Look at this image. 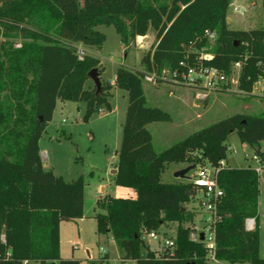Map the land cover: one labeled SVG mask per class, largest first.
Wrapping results in <instances>:
<instances>
[{
	"label": "trees",
	"instance_id": "16d2710c",
	"mask_svg": "<svg viewBox=\"0 0 264 264\" xmlns=\"http://www.w3.org/2000/svg\"><path fill=\"white\" fill-rule=\"evenodd\" d=\"M229 5L230 0H0V37L21 41L18 49L9 41L0 42V236L5 237L0 254L11 252V258H0V264H81L61 258L60 224L83 218V178L66 182L45 170L39 140L57 101L84 102V120L102 109L112 110L108 101L112 85H101L99 93L96 88L84 90L89 71L99 61L89 56L80 60L75 46L100 50L105 36L98 26H112L125 48L151 30L156 46L142 56V70L119 67L115 73L114 86L127 93L128 105L114 183L133 189L136 196L97 199L96 234L113 239L122 264H208L204 242L191 241V229L183 226L193 220L185 205L196 201L198 187L193 182L161 181L170 164L196 168L206 162L217 171L222 190L214 215L213 258L264 264L257 223L259 173L223 164L227 140L236 134L264 169V115L234 114L161 152L155 151L147 129L150 123L170 122L171 116L147 106L143 76L186 72L180 62L195 64V57L208 46L206 29L216 30L218 37L211 58L202 60L204 66L227 76L240 59L238 89L245 95L264 76V30L229 29ZM248 218L255 219L251 231L245 229ZM165 222L177 223L170 239L174 247L157 256L144 235ZM98 263L108 264V254Z\"/></svg>",
	"mask_w": 264,
	"mask_h": 264
},
{
	"label": "rangeland",
	"instance_id": "374dc122",
	"mask_svg": "<svg viewBox=\"0 0 264 264\" xmlns=\"http://www.w3.org/2000/svg\"><path fill=\"white\" fill-rule=\"evenodd\" d=\"M226 20H228L226 21L227 27L231 30H264V0H230ZM96 29L105 36L100 50L80 44L75 46L80 60L86 56L98 59V67L95 69L99 73L101 85H112L109 80L114 79L119 67L133 72L142 70L140 64L142 56L156 46L155 34L151 30L146 36L136 38L125 48L112 26H98ZM207 30L209 29L205 31ZM3 41H9L14 49L21 46L20 40L0 37V42ZM214 44L208 42V46L198 54L211 53ZM187 50L189 47L186 48ZM142 87L147 106L158 107L171 116L170 122H154L147 125L156 152H161L189 134L234 114L264 115L263 89L256 86L251 94L245 95L238 89L236 72L226 76V84L222 85L225 92L213 91L206 103H197L193 99L194 88L177 85L169 74L164 75V81L160 84L155 85L142 81ZM83 88L85 91L95 88L89 77L84 82ZM181 90H184L186 100L190 99L196 105L192 108L195 111L184 108V101H182L184 97H181L178 92ZM110 94L108 101L111 102L112 110L108 112L102 109L88 120L83 119L84 102H65V108L62 111L57 109L39 140L40 157L47 170L62 177L66 182L74 181L80 176L83 178L84 219L81 224H77V221L62 222L60 230L62 258L70 259L74 252V258L80 260L81 264H105L98 263L99 258L103 256L101 249L109 252L108 264H122L115 242L112 239L106 240L104 237H98L96 234V223L93 218L96 210L94 208L97 199L107 195L114 198H135L136 196L133 189L116 186L114 183L113 172L117 165V153L122 138L128 96L125 91L117 89L114 84ZM197 113L201 115L200 118L195 117ZM188 118L191 120L188 121ZM227 148V157L223 161L225 166L256 168L253 149L242 144L236 134L229 136ZM262 148L264 149V145ZM187 166L189 165L185 163L170 164L161 174V181L190 182L194 171H189L184 179L175 177L179 169L182 170ZM259 188L257 223L261 238L260 255L264 257V169L259 173ZM200 199L201 193L198 192L196 201L185 205V208L194 214L190 223L183 224L184 227L191 229L189 234L191 241H193L192 236L199 234L205 225L203 219L206 212L198 209ZM176 230L177 223L165 222L152 235H144V240L148 248L158 256L166 249L164 242L174 239ZM72 247L75 248L72 249ZM87 252L93 261H89ZM211 260L209 258L208 264H211ZM30 264L39 263L31 262ZM125 264H135V262L127 261Z\"/></svg>",
	"mask_w": 264,
	"mask_h": 264
},
{
	"label": "built area",
	"instance_id": "2783aa9c",
	"mask_svg": "<svg viewBox=\"0 0 264 264\" xmlns=\"http://www.w3.org/2000/svg\"><path fill=\"white\" fill-rule=\"evenodd\" d=\"M208 42L215 43L218 37L216 30H207L204 33ZM211 58V53H201L197 57H195V64L188 65L185 62H180V66L186 68V72L180 73H171L164 72L160 76H156L155 73H145L142 81L150 84H157V81H164V75L169 74L172 81L177 85L192 87L194 91L197 93L198 99H205L206 94L213 91L222 92V85L226 84V76L217 71L215 68L206 67L203 65L202 60H209ZM79 59H81L79 57ZM242 69V61L235 60L231 65V73H237V79H239V74ZM235 80H233L234 82ZM259 86L264 89V76H260L259 79L254 83V87ZM263 91V90H262ZM254 160L259 163L258 158L254 155ZM195 175L190 182H193L199 189L201 193V199L198 201V209L204 210L206 215L204 216L203 221L205 225L203 230L196 235L192 236L193 241H200V235L203 234V240L206 248L209 252V258H213V251L215 249L214 243V215L216 205L219 202L220 197L222 196V190L219 188L217 183V171L211 167L210 165L199 166L196 167ZM259 172V169H256ZM255 228V219L248 218L245 220V229L251 231ZM152 235L149 234L148 236ZM0 242L2 244L5 243L4 235L0 236ZM164 247L166 249H172L174 247L173 240H166L164 242ZM102 254L104 255L106 252L101 249ZM0 258L3 260H8L11 258L10 250H7L4 254H0Z\"/></svg>",
	"mask_w": 264,
	"mask_h": 264
},
{
	"label": "crops",
	"instance_id": "0c3cea01",
	"mask_svg": "<svg viewBox=\"0 0 264 264\" xmlns=\"http://www.w3.org/2000/svg\"><path fill=\"white\" fill-rule=\"evenodd\" d=\"M114 79H115V77H114ZM114 79L113 80H109L110 82H111V84L113 85L114 84ZM114 89V88H113ZM179 93H180V96L181 97H184L185 95V93H184V90H181V91H178ZM211 93L212 92H209V93H207L206 95V98L205 99H198L197 98V93L194 91L193 92V99L198 103V102H202V103H206V102H208V100H209V98H210V96H211ZM112 94V93H111ZM187 98H185L184 97V100H182V101H184V108H188V109H190V110H192V111H195L194 109H192L193 107H196V105L194 104V103H192L191 101H190V99H188V100H186ZM188 101V102H187ZM191 103H190V102ZM73 103V102H72ZM109 103H110V105H111V102L109 101ZM60 104V105H59ZM65 108V102H62V101H57V103H56V107H55V110H54V113H53V115L55 114V112L57 111V109H60V111H62L63 109ZM111 108H112V105H111ZM196 118H200L201 117V115H198V113H197V115L195 116ZM53 118V117H52ZM191 119L193 120V118H192V116H191ZM190 118H188V121L189 120H191ZM263 151H264V149H263ZM41 161H42V159H41ZM256 162V161H255ZM256 164H257V166H256V168L255 169H259V172L258 173H260V171L262 170V168H261V166H260V164L259 163H257L256 162ZM42 165H43V168L45 169V170H47L46 169V167L44 166V164H43V162H42ZM187 167H190V166H187ZM186 167V168H187ZM183 169H185V168H182V170ZM181 169H179V171H180ZM191 171H194V174H193V176L195 175V172H196V169L195 168H193ZM187 175V174H186ZM259 198H260V195H259ZM259 200H258V208H259ZM83 219H84V216H83V218H81V219H78V220H76L77 221V224H81V222L83 221ZM63 222H65V221H63ZM62 223V222H61ZM65 223H71V222H65ZM81 226V225H80ZM81 229H82V227H81ZM60 230H61V224H60ZM98 237H104L106 240H108V239H112L110 236H103V235H98ZM261 239V238H260ZM113 240V239H112ZM75 247H72V249H74ZM151 250V249H150ZM106 253L108 254V260L110 259V256H109V252H108V250H106ZM73 254H74V252H72V256H71V258H73V259H75L74 258V256H73ZM60 256H61V237H60ZM87 256H88V258H89V261H93V259L91 258V256H90V254H88V252H87ZM121 256V255H120ZM61 258H62V256H61ZM63 259H65V258H63ZM31 262H29L28 264H30ZM210 263L211 264H227V262H221V261H217V260H215V259H212L211 261H210ZM229 264V263H228Z\"/></svg>",
	"mask_w": 264,
	"mask_h": 264
},
{
	"label": "water",
	"instance_id": "95a60500",
	"mask_svg": "<svg viewBox=\"0 0 264 264\" xmlns=\"http://www.w3.org/2000/svg\"><path fill=\"white\" fill-rule=\"evenodd\" d=\"M228 22V20H226ZM89 78L92 80L95 88H96V93H99L101 90V81L99 79V73L97 72V69H92L88 73ZM194 168V166L187 167L183 170H180L175 173V177L184 179L186 178V174L191 171ZM116 170L113 172L115 173ZM203 240V234L200 235V241ZM50 264H55V263H50Z\"/></svg>",
	"mask_w": 264,
	"mask_h": 264
}]
</instances>
